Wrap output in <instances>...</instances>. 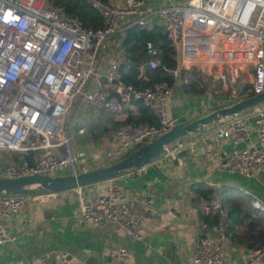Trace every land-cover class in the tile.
<instances>
[{"label": "built area", "instance_id": "1", "mask_svg": "<svg viewBox=\"0 0 264 264\" xmlns=\"http://www.w3.org/2000/svg\"><path fill=\"white\" fill-rule=\"evenodd\" d=\"M87 1L101 18L97 30L83 29L47 0H0V152L10 157L6 162L0 160V180L78 174L63 123L77 95L92 110L109 113L116 121L125 110L137 112L136 102L157 118L156 126L117 124L113 129L116 147L109 154L112 159L175 125L166 107L172 88L160 83L135 90L123 84L118 59L111 60L102 72L97 70L103 44L127 29L161 28L188 87L198 83L194 80L201 71L210 75L209 79H218L217 86L223 85L222 89L235 85L233 80L239 74L249 72V91L253 95L264 92V0H161L157 6H150L148 0H121L120 7ZM153 54L146 45L145 55ZM146 66L154 70L156 62L149 60ZM191 71L196 73L195 79ZM225 77L231 80L227 86ZM252 118L255 141L242 115L223 121L211 133L242 145L225 154L222 164L228 172L245 178L264 169V108L255 109ZM119 197L117 185L107 181L102 195L79 200L77 220L98 229L110 226L138 240L141 218L133 213L131 201ZM26 200V195L0 196V246L16 240L7 232L5 220L17 214ZM249 203L264 212L259 200ZM143 204L148 213L156 214L149 199ZM199 211L215 218L214 237L197 240L191 264H232L223 257L226 216L217 198L201 201ZM167 214L174 216L170 211ZM48 258L44 254L28 264H48ZM243 264H264V248L253 250Z\"/></svg>", "mask_w": 264, "mask_h": 264}, {"label": "crops", "instance_id": "2", "mask_svg": "<svg viewBox=\"0 0 264 264\" xmlns=\"http://www.w3.org/2000/svg\"><path fill=\"white\" fill-rule=\"evenodd\" d=\"M160 3L161 0H148L150 6ZM107 4L120 7L121 0H107ZM120 40L121 35L114 36L101 47L96 63L99 72L113 59L124 61ZM174 76L175 85L166 107L175 125L207 114L228 99L233 101L227 88L216 90L207 78L204 80V71L194 80L198 82L194 87L183 83V70L175 71ZM88 89H93L92 83ZM254 113L255 110L242 114L253 141ZM97 115L92 110L84 122L97 121L108 132L93 140L87 132L81 136L82 128V138L75 140L72 148L78 173L105 167L116 147L114 128L110 127L112 115ZM220 124L208 127L205 135L185 137L171 145L161 158L112 180L120 200L131 201L133 213L141 218L138 240L110 226L98 229L77 220L79 200L102 195L107 182L54 194H28L20 211L5 220L7 232L16 240L0 246V264H28L44 254L49 255L48 264H191L197 240L214 237L213 225L200 216L201 200L193 191L196 185L203 184L214 194L229 187L243 193L247 201L255 199L264 205V169L258 168L252 178H245L223 167L224 155L242 145L212 136V130ZM200 138L204 140L200 142ZM146 199L151 201L155 215L146 211ZM169 211L173 217L167 214ZM251 253L227 243L223 249V257L232 264H243Z\"/></svg>", "mask_w": 264, "mask_h": 264}, {"label": "trees", "instance_id": "3", "mask_svg": "<svg viewBox=\"0 0 264 264\" xmlns=\"http://www.w3.org/2000/svg\"><path fill=\"white\" fill-rule=\"evenodd\" d=\"M98 1L107 3V0ZM47 2L49 6L59 8L65 15L77 20L85 30H97L102 25L100 16L87 0H47ZM146 45H150L154 51L151 57L145 55ZM120 48L124 57V61L120 63V78L123 84L132 86L135 90L160 83L174 88L176 79L174 73L177 69L174 52L161 28L154 26L150 31L137 28L127 29L121 35ZM149 60L156 62L154 70L147 68L146 64ZM247 88L249 89L248 86H244L227 90L228 95L233 98V101L228 102V104L239 99L252 97L253 94ZM135 105L138 106L135 115L125 110L119 121L114 120V117L111 116L112 124L110 127L114 128L117 124L125 127L157 125V118L147 108L137 102ZM220 107L216 106L213 110ZM87 132L93 140H96L106 135L108 130L99 124H89ZM135 150L121 157L113 158L109 164L124 158ZM193 191L202 202L207 203L212 198H217L220 207L225 211L223 237L227 244L240 246L251 251L264 248V212L251 208L249 200L247 201L248 198L243 193L224 187L217 194H214L213 190L203 184L196 185ZM200 216L203 221H207L211 225L215 224L214 217L203 216L202 214Z\"/></svg>", "mask_w": 264, "mask_h": 264}, {"label": "water", "instance_id": "4", "mask_svg": "<svg viewBox=\"0 0 264 264\" xmlns=\"http://www.w3.org/2000/svg\"><path fill=\"white\" fill-rule=\"evenodd\" d=\"M176 85H179V81ZM258 108H264V92L239 99L202 116L176 124L165 134L152 139L124 158L105 167L69 176L48 177L33 174L22 178L1 179L0 196L54 194L116 179L166 155L173 147L171 145L181 142L185 137L205 135L208 133V127L216 126L227 119Z\"/></svg>", "mask_w": 264, "mask_h": 264}, {"label": "rangeland", "instance_id": "5", "mask_svg": "<svg viewBox=\"0 0 264 264\" xmlns=\"http://www.w3.org/2000/svg\"><path fill=\"white\" fill-rule=\"evenodd\" d=\"M190 74H191L192 79H195L197 77V75L194 71H191ZM209 76L210 75L207 74L205 76L204 80ZM248 76H250L249 72L239 74L238 77L235 80H233L235 85L234 86L229 85L228 87H226V88H228L227 90H231L234 88H240V87H244V86L249 87L248 79H247ZM207 79L209 82H210V80L213 81V82H210V85L213 86L214 88H216V90L223 88V85H220V87L217 86V80L218 79L217 80L209 79V78H207ZM224 81L226 83V86L231 82V80H229L227 77L224 78ZM230 101L231 100H229V99L227 101H224L221 106L227 105L228 102H230ZM218 107H220V106H218ZM91 113H92V109L89 106L84 104V102L82 101V99L79 95H77L73 98V100L71 101V104L69 106V109H68V111H67V113L63 119L64 135L69 140L71 148H73V144H74L73 142L75 140L82 138L86 134L89 124H98V123H95L97 121H95V122L89 121L87 124H86V122H84L85 118L87 116H89V114H91ZM97 113H98L97 116H99V118H106V116H103L105 114V112L99 111ZM82 128H84V133H83V135H81L82 136L81 137V136H79V134L77 132L79 129H82ZM9 158L10 157H9L8 153L0 152V160L6 162L9 160ZM104 165L107 166L109 164L104 163Z\"/></svg>", "mask_w": 264, "mask_h": 264}]
</instances>
